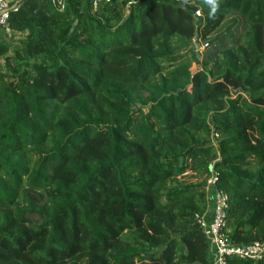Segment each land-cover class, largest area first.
<instances>
[{
    "label": "trees",
    "instance_id": "16d2710c",
    "mask_svg": "<svg viewBox=\"0 0 264 264\" xmlns=\"http://www.w3.org/2000/svg\"><path fill=\"white\" fill-rule=\"evenodd\" d=\"M8 27L0 264H211V171L229 242H264V0H20Z\"/></svg>",
    "mask_w": 264,
    "mask_h": 264
},
{
    "label": "built area",
    "instance_id": "2783aa9c",
    "mask_svg": "<svg viewBox=\"0 0 264 264\" xmlns=\"http://www.w3.org/2000/svg\"><path fill=\"white\" fill-rule=\"evenodd\" d=\"M110 1V0H106ZM20 0H0V30H4L8 38L15 33L8 27V17L11 11H16ZM196 16L199 12H195ZM218 177L211 171L207 179L206 191L208 193L209 208L197 221L200 224L208 242L211 252V264H226L228 256L259 261L264 257V242H255L251 245H234L229 242L225 233L228 197L217 186Z\"/></svg>",
    "mask_w": 264,
    "mask_h": 264
},
{
    "label": "rangeland",
    "instance_id": "374dc122",
    "mask_svg": "<svg viewBox=\"0 0 264 264\" xmlns=\"http://www.w3.org/2000/svg\"><path fill=\"white\" fill-rule=\"evenodd\" d=\"M198 16H200V14H199ZM222 30H223V28H222ZM17 39H18L17 36H15L14 38H12V37L9 38V41H10V42H8V44H10L11 47H15V46L17 45ZM199 44H203L202 41H201V43H199ZM203 46H205V44H203L202 47H203ZM202 47L200 46L198 52H199V51H200V52L202 51ZM3 64H4V62H3V58L0 57V70H1L2 67H3Z\"/></svg>",
    "mask_w": 264,
    "mask_h": 264
},
{
    "label": "crops",
    "instance_id": "0c3cea01",
    "mask_svg": "<svg viewBox=\"0 0 264 264\" xmlns=\"http://www.w3.org/2000/svg\"><path fill=\"white\" fill-rule=\"evenodd\" d=\"M15 36H13L12 38H14ZM0 39L3 40L4 42H10L9 38L7 37V34L4 30H0Z\"/></svg>",
    "mask_w": 264,
    "mask_h": 264
},
{
    "label": "water",
    "instance_id": "95a60500",
    "mask_svg": "<svg viewBox=\"0 0 264 264\" xmlns=\"http://www.w3.org/2000/svg\"><path fill=\"white\" fill-rule=\"evenodd\" d=\"M199 22H200V19H198V20L196 21V25H197ZM199 48H200V44H199V43H196V49L199 50Z\"/></svg>",
    "mask_w": 264,
    "mask_h": 264
}]
</instances>
